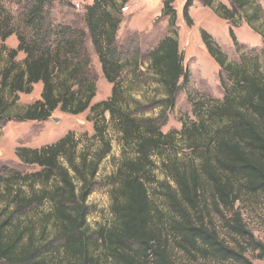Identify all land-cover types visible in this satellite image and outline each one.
<instances>
[{"label":"trees","instance_id":"obj_1","mask_svg":"<svg viewBox=\"0 0 264 264\" xmlns=\"http://www.w3.org/2000/svg\"><path fill=\"white\" fill-rule=\"evenodd\" d=\"M129 1L93 0L86 6V26L102 74L112 85L108 99L92 104L95 81L88 74L89 60L86 56L74 58L83 45V32L65 28L64 38L55 35L51 46L42 45L52 33L44 28L46 1L28 0L22 21L35 37L27 41L14 30L12 16L0 0V40L11 35L18 40L15 49L7 50L6 63L0 69V127L11 119L43 121L55 110L78 115L88 109L87 120L93 129L91 135L83 132L76 137L68 131L54 143L18 149L19 158L38 166V171L0 173V264H177L169 241L155 223L148 183L156 161L180 144L195 154L197 164L188 173L162 163L171 169L174 182V188L164 182L163 196L177 219L167 231L177 234L176 248L188 251L187 246L197 249L201 245L211 256L236 264H252L246 249L264 257V245L255 240L241 213L234 209L241 189L237 180L244 190L264 195V76L258 64L253 63L248 71L246 63L229 61L209 33L201 31L208 54L232 85L224 90L221 101L208 107L202 103L198 109L205 111L194 122L182 124L177 133H163L181 80H186L183 56L175 34L166 36L149 54L145 72L137 68L129 86H123L121 72L129 61L114 46L122 21L115 13L120 14ZM229 1L230 8L223 4L214 8L221 18L232 21L242 15L252 29L259 33L264 29V16L255 0ZM173 2L164 0L162 8L172 26L176 20ZM192 2L186 0L182 11L188 24ZM212 2L203 0L209 7ZM72 32L77 34L66 37ZM21 51L26 56L19 63L15 58ZM65 54L68 56H62ZM147 72L162 88L163 96L143 105L128 97L126 90L142 84ZM38 83L42 85L40 98L12 117L9 111L16 107L18 94L31 93ZM156 106V116H143ZM109 129L121 148L110 177L113 226L90 230L86 201L99 165L112 149ZM205 185L210 187L215 206L229 211L230 216L221 215L225 228L244 244L229 245L215 227L206 226L200 218ZM190 210L198 221L192 219Z\"/></svg>","mask_w":264,"mask_h":264},{"label":"rangeland","instance_id":"obj_2","mask_svg":"<svg viewBox=\"0 0 264 264\" xmlns=\"http://www.w3.org/2000/svg\"><path fill=\"white\" fill-rule=\"evenodd\" d=\"M45 1L46 24L44 28L52 33L41 44L47 43L51 46V41L55 39V35L58 39L64 38L62 32L66 30L65 28L83 32V45L77 48L78 53L74 58L77 60L86 56L89 60L88 74L90 77L93 76L95 81V96L92 104L108 99L112 85L106 81L102 74L98 55L85 21L86 6L91 5L93 0ZM116 1L119 2L120 0ZM185 1L174 0L171 4L176 12V20L173 26L169 23V16L162 12L164 0H130L120 9V14L115 13V15L120 16L122 21L118 26L114 46L122 53V59L129 61V65L121 72L124 81L123 86H129L133 71L137 68L145 72L149 62V54L157 48L166 36L175 34L178 40L179 51L183 56L186 80H181V86L175 97L174 108L172 111H168L167 121L161 128L163 133L170 131L177 133L182 124L189 125L194 122L197 115L201 116L205 111V109H198L202 107V103L208 107L209 103L221 101L224 90L226 91L232 85V80L227 73L208 54L201 40V31L209 33L229 61L239 65L246 63L248 71H251L250 68L253 63H257L259 71L264 76V29L260 28V33L256 29H252L242 15L240 18L237 16L232 21L221 18L214 11V8L217 4H223L230 8L229 0H212L211 7L206 6L203 0H193L188 11L191 23L188 24L182 15ZM255 1L261 7V14L264 16V0ZM27 3L28 0H4L3 4L12 16L14 30L21 32L29 41L35 35L24 26L22 21ZM73 34L77 33H68L66 37ZM17 45L18 40L15 35H11L4 42L0 40V69L6 63L7 50L15 49ZM2 46H4V50ZM25 56V53L21 51L15 59L21 63ZM143 76L142 84L136 86L134 90H126V95L132 96L142 102L141 104L146 105L153 100H159L163 96V90L157 85L150 73L147 72ZM41 88L42 85L38 83L33 86L31 93L18 94L17 105L10 108L9 114L13 117L18 110L39 99ZM158 111L159 107L156 106L144 111L143 116L153 117ZM88 114H90L88 109L78 115L55 110L49 118L43 121H20L16 119L6 121L0 127V173L3 175H22L38 171L40 169L38 166L22 161L17 150L22 147L35 149L54 143L68 131H73L76 137L83 132L91 135L93 129L91 122L87 120ZM108 137L111 140V152L101 161L95 184L86 201L88 206L87 224L90 230L113 226L110 212L112 200V179L110 177L115 171V164L119 160L121 148L117 136L111 129L108 131ZM186 147V145L180 144L175 149H167L162 156L163 159L156 161V167L150 173L151 180L148 187L151 192L155 223L162 229L169 241L172 255L177 264H236L211 256L205 252L201 245H198L197 249L187 246L188 251L176 248L177 234L174 232V234L168 235L167 233L177 219L163 196L166 191L164 182L169 181L172 188H174V182L170 177L171 169L162 163L167 166L175 165L189 173L191 165L197 164V157ZM235 183L241 189L234 209L241 213L243 222L255 240L264 245V195L261 192L244 190L239 185V180ZM203 190L204 195L201 196L199 216L204 224L208 227H215L220 237L229 245L234 246L235 242L244 244L225 228L221 215L228 217L230 216L229 211L215 206L209 186L205 185ZM220 210L221 212H219ZM190 211L192 219L198 221V215L192 210ZM245 254L252 264H264V257H259L258 251L246 249Z\"/></svg>","mask_w":264,"mask_h":264}]
</instances>
